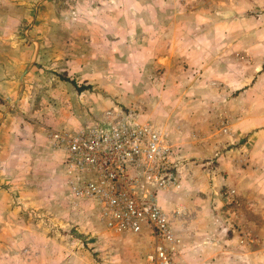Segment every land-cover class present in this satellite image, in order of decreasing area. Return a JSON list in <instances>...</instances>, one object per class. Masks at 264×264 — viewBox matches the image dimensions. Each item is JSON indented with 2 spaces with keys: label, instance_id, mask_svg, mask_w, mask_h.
I'll return each instance as SVG.
<instances>
[{
  "label": "crops",
  "instance_id": "crops-1",
  "mask_svg": "<svg viewBox=\"0 0 264 264\" xmlns=\"http://www.w3.org/2000/svg\"><path fill=\"white\" fill-rule=\"evenodd\" d=\"M16 3L23 13H35L26 37L30 52L24 44L20 46V40L7 39V35L0 37V96L7 100L0 101V264H46L39 262L38 258L53 253V236L58 232L55 221L62 226V232L71 227L66 224L72 221L78 224L74 228H78L79 233L93 234L90 229H94V225H90L91 228L85 226L82 218L86 204L73 208L63 199L62 204L66 205L61 211L63 216L54 217V211H51L47 217L50 225L45 224L44 228L36 217L28 214L31 220H27L21 215L24 203L19 201L22 205L18 204V193L24 186L18 177L20 164L17 161V164L10 165L8 158H18L23 143L30 147L25 149L28 155L38 154L39 149L33 145L31 135L26 137L22 130L25 126L30 129L37 124L41 126L38 118L42 117L43 111L53 113L54 124L46 129L42 138L43 146L53 153L58 151L50 149L46 133L80 128L83 118L75 117L71 112L75 105L82 110L88 108L96 115L104 112V116L109 117L112 105L115 109L119 104H129L133 94L141 88L137 80L141 77L137 72L139 66L135 65L134 57H143L149 73L157 67L163 68L159 77L164 78V83L170 79L163 91L159 118L163 120V128L165 124L171 127L172 135L179 143L181 159H189L181 170L183 189L158 197L162 209L171 210L181 205L185 209L175 227L180 237L176 248L177 264H264V57H248L254 62L251 70L247 69L246 59L241 57H220L216 62L213 57H198L192 42L197 37L190 42L187 53L181 52L182 26L179 23L182 12L179 7L165 5L164 1L143 0L131 11H123L121 17L130 28L126 38L120 39L113 33L117 28L113 24L115 12L111 6L105 12L112 20V26L105 30L95 22V31L100 32L99 35L95 33L97 38L88 41L85 33L80 32L75 43L69 41V23L64 17L66 8L60 6L59 1L18 0ZM132 13L141 14L140 21L138 17L130 18ZM3 26L7 28L0 22V29ZM136 37L141 43L135 41ZM178 57H190L193 62L191 70L183 76L181 71L180 75L167 74L166 64L175 65ZM208 61L215 62L209 69L197 64ZM113 62H124L127 67L115 70ZM64 72L76 86L87 85L88 88L76 91L69 81L60 79L59 75ZM245 76L253 79V84L218 103L221 111H238L233 118L199 117L196 106H191L187 109L189 118L182 119L179 118L181 107L176 109V103L166 101L181 98V90L186 88L185 84H190L188 94L195 97L198 106L199 94H211L202 88L211 80L198 82L199 78L217 81V96L222 98L229 84L222 88L220 82ZM197 84L201 85L200 89L192 87ZM231 89L235 93L237 88H228ZM211 101L213 98L205 100L204 105L200 104L205 108L203 111L209 108ZM23 110L33 111L30 115L38 118L26 119L25 125L20 113ZM139 120L146 118L140 117ZM221 126L227 127L228 132L220 131ZM242 136L247 137L244 156L240 154L242 145L232 147ZM12 149L14 154H10ZM61 179L60 194L66 189L64 174ZM94 221L101 225L95 214L90 222L94 224ZM39 227L42 231L37 229ZM137 235L147 237L144 232ZM145 241L148 242V237Z\"/></svg>",
  "mask_w": 264,
  "mask_h": 264
},
{
  "label": "rangeland",
  "instance_id": "rangeland-1",
  "mask_svg": "<svg viewBox=\"0 0 264 264\" xmlns=\"http://www.w3.org/2000/svg\"><path fill=\"white\" fill-rule=\"evenodd\" d=\"M57 1H59L60 6H64L66 8V11H64V17L67 23H69L68 38L69 41L75 43L78 41L80 32L85 33L86 39L88 41H92L93 39L97 38L96 35H99L100 32L95 31V22L100 24L105 30H108L110 26H112V20L110 21L108 13L106 14L105 12L111 6H113V11L115 12L113 14V24L115 23L114 27L117 28V30L113 31V33L116 35L115 38H124L130 26H127L128 28L126 27V24L129 25V23H125L121 15H123V11L125 10L131 11V9L134 8L133 6H140L143 0ZM154 1L157 2L158 0ZM159 1H164L165 5L167 6L170 4L171 7H179L180 11L182 12V20L181 23H179L182 26L180 39L181 52L185 51L184 53H187L190 48V42L195 37H197V40L192 42L195 43L193 46L196 49V54H198V57H213L215 62L220 57H234L235 59L237 57H241L246 59V66L249 70L252 69L254 62L252 61L253 59H249L248 57H264V0ZM16 2H18V0H2L0 3V6H4L2 7L3 12L0 14V22H3L7 25V28L3 26V28L0 29V37L5 38L7 35V39L20 40V46L24 44V48L27 50V52H30V45L28 44L26 37L28 36L27 33L30 30L29 25L32 23L31 18H34L35 11H31L30 14L26 13V11L23 13L19 7V4ZM139 13L136 15L132 13L129 15V17L134 19L138 17V20L140 21L141 14ZM23 31H25L26 35L23 33ZM109 37H111V35ZM129 39H131V37H129ZM135 41L141 43V39L139 37H136ZM177 48H179V45ZM72 50L74 49L71 48V51ZM74 52L76 53V49ZM180 58L181 59L178 57V62H176L175 65L174 63L166 64L167 74L172 75L173 73L175 75H180L179 72L181 71V76H183L184 73H189L193 66V62L191 63L190 57ZM134 61L135 65L138 64L139 66L137 72L141 77L137 78V80L139 81L138 85L141 88L140 90L138 89L135 94H133L134 98L129 104H119V107H116L115 109H113L112 105L109 109L112 111V114L107 118H115L117 116L123 115V113L131 112L137 121H141L139 120L140 117L146 118V120L143 121H148L152 126L164 129L172 139L173 143L175 144L174 161L179 166L180 186L176 189H169L166 192H158L157 201L159 203L158 197L167 195L168 192H175L183 189V175L181 170L185 162H187L189 159H181L178 151L179 143L172 135L173 133L171 132V127L169 124H165L166 127L163 128V120L159 118V108L162 107L161 99L164 98L163 91L166 90V81L170 79L167 78L164 83V78L162 79L159 77L161 74H163L164 70L160 67H157L156 70H152L149 73L145 68V60L143 61V57H134ZM214 61H208L207 63L197 62V64L200 67L209 69L215 64ZM230 64H232V62H230ZM126 67L127 65L124 62H116L113 64V69L115 70H121ZM59 76L60 79L63 78V80L69 81V77L66 76V72ZM69 76H71V74H69ZM186 80L187 83H189L188 76L186 77ZM208 80H211V82L202 85V88L206 89L211 94H199L197 101L198 106L195 104V97H191L192 95L188 94V92L191 90L190 84H185L186 88L181 90V98L178 97L175 101L168 99L166 100L171 104L176 103V109L181 107V116L179 118L188 119L189 111L187 109L191 106H196V112H198L199 117H223L226 119L233 118L237 115L238 111H234L232 109L221 111L218 107V103L221 104L223 101L227 100L229 96L237 95L239 91H242L253 84V79H250L246 76L239 77L237 79H224L223 82H220V87L223 88L225 84L229 85L225 90V96L219 98L217 96L219 91L217 81H212L213 79L199 78L198 82H208ZM69 85L72 84L69 83ZM200 86V84H197L192 87H198L200 89ZM229 87L237 88L235 93L232 89L228 90ZM204 91L205 90H202V92ZM207 97H209L210 100L213 98L214 101H211L209 108L206 111H203L205 108H202L201 105L205 104V100H209ZM178 103L180 106H178ZM14 111L15 110L12 112L14 113ZM117 111L120 112L119 115H117ZM17 112H19L18 108ZM68 112H70V110ZM71 112L73 115H75V117L77 116L83 118V122H81L82 125L91 123L98 119L106 118V116H104V112L96 115L90 112L88 108L82 110L80 107H78V105H75V108L72 109ZM20 113L23 115V123H25L24 121L26 119L28 120V118L34 117L30 115V113H33V111L23 110L20 111ZM51 113L50 111H43L42 117H34L38 118L42 122L41 126L37 124L33 129L25 126V129L23 128L22 130L26 137L31 135L33 145L35 144V148L37 150L39 149L38 154L35 152L33 155H28L25 149H30V147L29 145L23 143L20 156L18 158H8L10 165H14V163L17 164V161L18 164H20V172L18 173V177L24 186L18 193V204L22 205L21 203H24L23 206H21V215L25 216L27 220H31L28 214L33 218L36 217L35 219L42 222L41 225L43 228L45 227V224H48L47 226L49 227L50 223H47V217H49L53 211V215H55L54 217H62L63 214L61 211L62 209L65 210L64 206L66 207V205L62 204L63 200H60V188L62 186L61 178L63 174L62 154L60 152H48V150L43 146V135L46 129L53 126L54 124ZM15 117H18V115L15 114ZM173 123L176 124L177 122L173 121ZM82 125L80 124V126ZM221 130L222 126L220 127V131ZM246 141L247 137L242 136L240 141L237 144H233L232 146L238 147L239 145H242L243 150L240 152L242 156H244L245 152H247V144L245 143ZM229 145H232V143ZM13 150L14 149L10 151V154H14ZM19 201H21V203ZM57 201L59 202L57 203ZM47 206L49 207L48 209ZM163 210L168 214L171 227L175 232V227L177 226L176 221L185 213L184 206L181 205L175 209ZM93 215L94 214L90 210L89 206L85 205V207H83L84 217L82 218L84 219L85 226L91 228L90 225H94V229H90L93 231L92 235L88 233H79L78 228H74L78 227V224L72 221H68L66 224V226L71 227L67 228L68 230L62 232V226L59 225L58 221H55L54 227L58 229V232H56L53 236V253L47 255L43 259H41L39 256L38 261L46 264H151L145 258V254L148 251L150 245V239L147 235L148 242L145 241L147 237L137 234L121 233V235H113L118 233L110 232L109 230L105 229L101 223V225L97 224L95 221L94 224L91 223L90 220L92 221ZM89 218L90 220H86ZM37 229L42 231L40 227ZM175 234L177 235L176 232ZM177 236L180 238L179 235ZM177 247H175V249ZM177 254L178 253L176 250L174 255L175 264L179 262L178 259L176 260ZM11 255L14 254L12 253Z\"/></svg>",
  "mask_w": 264,
  "mask_h": 264
},
{
  "label": "built area",
  "instance_id": "built-area-1",
  "mask_svg": "<svg viewBox=\"0 0 264 264\" xmlns=\"http://www.w3.org/2000/svg\"><path fill=\"white\" fill-rule=\"evenodd\" d=\"M107 117L75 131L47 132L50 149L62 154L66 189L60 200L73 208L88 205L110 232H144L150 239L146 260L175 264L179 238L157 201L158 192L180 186L175 144L167 131L137 121L131 112Z\"/></svg>",
  "mask_w": 264,
  "mask_h": 264
},
{
  "label": "trees",
  "instance_id": "trees-1",
  "mask_svg": "<svg viewBox=\"0 0 264 264\" xmlns=\"http://www.w3.org/2000/svg\"><path fill=\"white\" fill-rule=\"evenodd\" d=\"M69 81H70V83L72 84V85H74L75 86V89H76V91H81V90H83V89H86V88H88V86L87 85H75V82L73 81V79H69Z\"/></svg>",
  "mask_w": 264,
  "mask_h": 264
}]
</instances>
